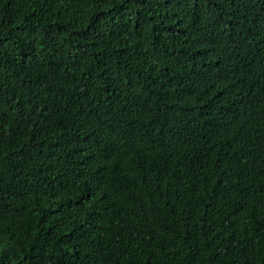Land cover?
<instances>
[{
    "label": "trees",
    "instance_id": "trees-1",
    "mask_svg": "<svg viewBox=\"0 0 264 264\" xmlns=\"http://www.w3.org/2000/svg\"><path fill=\"white\" fill-rule=\"evenodd\" d=\"M0 264H264V0H0Z\"/></svg>",
    "mask_w": 264,
    "mask_h": 264
}]
</instances>
